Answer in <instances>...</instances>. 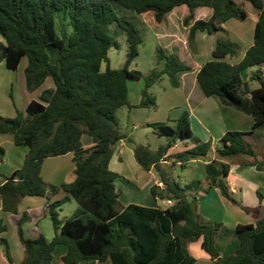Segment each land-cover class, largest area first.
I'll use <instances>...</instances> for the list:
<instances>
[{
    "label": "trees",
    "instance_id": "16d2710c",
    "mask_svg": "<svg viewBox=\"0 0 264 264\" xmlns=\"http://www.w3.org/2000/svg\"><path fill=\"white\" fill-rule=\"evenodd\" d=\"M244 2L257 10L258 18L252 45L238 63L232 64L229 61L239 55L240 46L216 35L227 36L222 27L225 22L248 19ZM113 4L137 14L151 13L156 23L175 8L185 6L188 14L184 25L193 21L195 9L208 8L210 16L193 21L187 36L189 47H193L197 31L216 36L211 60L196 75L197 84L204 96H215L253 119L250 132L227 131L221 137L215 158L205 165V180H192L184 186L172 178L171 165L163 166L160 161L184 167L189 161L205 158L211 152L210 143L194 139L187 112L171 121L172 125H149L167 138L166 144L155 151L133 145L132 151L144 171H156L162 188L154 185L150 194L155 200H171L165 208L135 204L119 207V175L109 169V161L115 143L126 136L118 130L114 115L122 107H131L128 79L144 81L137 107L155 109L156 98L149 89L163 76L172 88L178 87V75L190 71V67L158 49L156 62L163 63L162 69L148 74L129 70L142 39L132 23L116 15ZM111 24L124 32L128 47L119 69L108 66L107 53L115 45L108 34ZM0 36V61L7 69L15 70L23 58L27 59L24 82L28 92L39 88L47 78L54 86L43 90L38 101L31 100L25 114L16 111L12 118L0 117V134H9L14 145L28 148L22 166L0 185L1 207L17 214L24 197L47 196V191L65 193L46 206L54 232L50 240L43 235H25L27 213L15 220L23 248L19 264H53L52 252L57 245L66 247L63 264H192L194 258L187 245L199 239L214 264H264V214L254 224L237 226L238 247L223 258L214 245L219 224L200 223L196 197L198 192L217 188L236 204L226 182L228 162L233 160L251 159L243 164L264 172V158L257 159L246 139L258 130L264 131V77L260 70L253 72L249 81L258 83L253 89L242 77L244 70L264 64V0H241L240 4L234 0H0ZM104 63L106 67L101 70ZM83 136L90 138L91 147L83 148ZM188 140H195V145L167 155L175 142ZM69 153L73 156L74 179L60 186H46L40 175L43 160ZM70 199L76 203V210L59 220L61 206ZM5 230L0 221V233ZM0 243L12 264L7 241L0 238Z\"/></svg>",
    "mask_w": 264,
    "mask_h": 264
},
{
    "label": "crops",
    "instance_id": "0c3cea01",
    "mask_svg": "<svg viewBox=\"0 0 264 264\" xmlns=\"http://www.w3.org/2000/svg\"><path fill=\"white\" fill-rule=\"evenodd\" d=\"M234 1L238 4L241 3V0ZM178 9L179 8L177 7L172 10L168 15H166L162 22L158 23L162 26V33L160 37L165 41L163 50L167 54L175 56L180 63L189 66L190 71L180 73L178 75V87L172 88L170 84L169 88L163 86L159 99L155 97L156 108L152 113L150 112L149 108L137 107V104L140 101L142 87L140 86L136 88L134 90V96H130V91L127 86L128 103L131 106L130 108H127V121L129 122L131 130L133 131L137 130L138 128L151 130L152 128L149 127L150 124L161 122L168 124L171 121L177 120L183 112H187L193 136L201 142L209 141L211 145L210 156L207 155L205 158L188 162L195 164L197 163L199 165L197 169L202 171V174L198 175L192 180L203 181L205 180L206 176L205 165L209 160H213L215 158L214 151L218 146V142L221 137L227 131L250 132L253 125V119L250 115L222 104L215 96L206 97L202 94L196 81V75L201 66L211 59V52L215 45V38L214 35L197 31L194 36V45L193 47H189L187 44V36L188 30L193 21L198 19H207L210 16V10L208 8L195 9L193 12V21L189 22L187 25H184L183 19L188 14V9L184 7L180 13H178ZM257 18L258 13L256 12L253 16V25L250 31H245V29L240 27L239 24L232 25L233 30L231 31V28L228 26L229 21L222 24V27L227 33L232 32L230 40L241 46L239 55L236 58L230 60V63H238L246 50L252 45L254 27ZM138 57L139 54L130 63L129 70H137L143 73L137 69L136 65L133 68V65ZM101 70L104 69L101 68ZM259 70L262 72V76L264 77V64L259 67ZM47 79L39 88L34 91L36 96H38L37 98H39L43 90L54 87L51 84H47L45 87L43 86ZM243 79L246 80L245 78ZM140 80L141 79H128L126 85L128 81L139 83ZM162 80L163 77L155 84L161 82ZM27 100L28 101L25 105V108L31 100L36 99H34L33 95H31ZM170 125H172V123H170ZM4 135L8 134H0V149L3 147L4 143L2 142L4 141L6 144L13 143V140L11 139L12 137L5 138L6 136ZM128 136L129 135L126 134V138L117 141L114 148L117 146V144L124 147V140L129 138ZM246 139L255 150L257 159H263L264 146H262V144H264V139H262L261 136L257 134V132L252 135H248ZM259 140H261V146L258 143ZM81 142L84 149L92 146L91 140L88 137L86 139L83 136L81 138ZM193 146V142L189 143V141H177L169 149L167 155L183 151ZM26 149L27 150L20 152L18 155L19 158L11 163L9 174L22 166L25 156L28 152V148ZM131 154L132 158L127 160L123 158V152L121 149H119L118 152L117 150H114V153L109 161V169L119 175L116 183L118 180L122 179L127 186H130L131 180L137 178V176H134L135 174H130L134 172L139 174L141 177L140 180L145 179V181L142 183V187L145 186V189L148 190L149 194L150 188L154 185L162 188V184L159 181L156 171L153 168H151L149 171H144L136 162L133 153ZM243 161H251V159L242 158L228 162L229 171L226 177V182L230 196L237 202L236 204L223 197L217 188H212L207 193L198 192L196 195L200 223L207 225L219 224L214 245L219 256L223 258L229 256L238 247L236 233L237 226L242 224H254L264 214V172L257 170L252 165H244ZM160 163L163 166L171 165V168L173 166L179 165L178 163L172 164L171 161H167L165 159H162ZM188 163H186L184 167H186ZM112 164L116 166L118 165L117 168L119 171L112 169ZM132 166H135L134 171L131 170ZM129 168L130 170H127ZM123 172H127L130 175H123ZM40 175L46 186H60L64 182H71L74 179V162L72 154L69 153L63 156L44 159L41 165ZM4 181L5 177L0 180V185H2ZM185 184L187 183H184L183 185ZM64 195L65 193L62 190H58L55 194H51L49 191H47V196L24 197L17 206V214L4 211L1 207L0 200V221H2V225L6 227V230L9 227L12 231H16L15 220L18 219L23 212H25L29 217V220L23 224V230L27 237L36 238L39 235H43L46 238V234H51L52 238L53 235L51 231H45V229L42 228L40 222L47 216L46 206L52 201L63 198ZM121 198L122 207L130 204L146 207H158L157 199H153L151 194L150 198L146 200L145 205L141 204V201H136L135 197L131 196L130 194L128 196L122 195L118 199ZM164 201L166 202V200ZM68 202H70V200ZM4 232L0 233V238H2ZM187 251L194 258V262L192 264H214L210 257L201 248L200 239L189 243L187 245ZM9 252L12 264H19L22 261L23 248L18 238L14 241L13 247H9ZM65 253L66 247L64 245L55 246L52 252L53 264H63L61 257ZM0 264H9L5 255L2 254L1 251ZM93 264H111V262H94Z\"/></svg>",
    "mask_w": 264,
    "mask_h": 264
},
{
    "label": "rangeland",
    "instance_id": "374dc122",
    "mask_svg": "<svg viewBox=\"0 0 264 264\" xmlns=\"http://www.w3.org/2000/svg\"><path fill=\"white\" fill-rule=\"evenodd\" d=\"M184 7L185 6L178 7V13H180ZM243 8L249 14V19L245 21H239L235 19L229 20L228 26L229 28H231V31L233 30L232 25L234 24H239L240 27L245 29V31L251 30L253 25V16L255 15L257 10L248 2H244ZM113 9L117 16L123 17L125 20L129 21L134 25L142 39V43L138 46L139 57L135 61L133 68L136 65L137 69L143 72L142 74H148L152 70L158 71L162 69L163 63L157 64L156 62V51L158 49H163V45L165 43V41L160 37L162 33V26L154 21L151 13H149L148 16L146 15V13L137 14L135 12L122 8L116 4H113ZM58 28V19H56V29L58 30ZM231 33L232 32L227 33V36L222 34H217L216 36L220 37V39L222 40L226 39L225 37L231 39ZM108 34L115 42V45L112 46L107 53L108 66L110 69H119L123 66V63L125 61V54L128 49L126 37L124 32L117 28L115 24H111L109 26ZM216 36L214 35L215 39ZM0 41H2L1 36ZM26 64L27 59L23 58L15 70H9L6 68L4 61H0V117L12 118L15 116L16 111L25 114V105L28 101L27 99L31 95H33L36 101H38L39 99L37 98L38 96H36V93H34L35 90L32 92H28L25 88L24 68ZM105 67V63L102 64L101 68L105 69ZM257 70H259L258 66L246 69L242 73L243 78L248 81L250 88L258 87V83L255 80L249 81V77L253 74V72ZM47 84L53 85V82L50 78L47 79L46 83L43 86L45 87ZM127 86L130 91V96H134V90L140 86L143 88L144 81L142 79L139 81V83H136L134 81H128ZM163 86L169 88V81L166 76H163V80L155 84L153 88L151 87L149 89V92L152 94V96L157 97V99H159L162 93ZM149 110L152 113L154 109ZM114 121L118 130L122 134H125V136L126 134L129 135V138L124 140V147L117 144V146L114 148V150H117V152L119 149H121L123 152V158L127 160H129V158H132L131 153H133V151L131 150L133 148V145H143L148 147L150 150H155L159 146L166 144L167 139L163 136H159L157 131L154 129L144 130L138 128L135 131L131 130V126L127 121V107H122L116 111L114 115ZM168 124L170 125V123ZM257 134L261 136L262 139H264L263 130H258ZM4 136H6L5 138H11V135L9 134ZM84 137L87 139L86 136ZM194 139L197 138L194 137ZM188 141L189 143L193 142V144L195 145V140ZM2 143L4 144L3 147L0 149V180L10 175L9 168L11 167V163H13L14 160H17L19 158L18 155L20 152H23V150H27L26 148L13 145V143L6 144L5 141ZM203 143L210 142L207 141ZM258 143L261 146V140H259ZM262 146H264V144H262ZM208 155L210 156V153ZM198 166L199 165L197 163H188L184 168L180 167L179 165L173 166L170 170L171 176L181 186H184V183H188L192 179H195L198 175L202 174V171H199V169H197ZM117 167L118 165H111L112 169H116L117 171H119ZM134 167L135 166L131 167L132 171L135 170ZM127 170H130V168ZM130 174H135V177L137 176V178L134 179L128 178L132 179L130 186H127L122 179L118 180L116 183V189L119 193V197L122 195L128 196L130 194L131 196L135 197L136 201H141V204L145 205L146 200L150 198L148 190L145 189V186L142 187V183L145 181V179L140 180L141 177L139 176V174H136L134 172ZM130 174H128L127 172H123V175ZM157 205L159 208H164L165 206H168L164 200L162 201L160 199H157ZM121 206L122 198L119 199V207ZM76 208V203L72 199H70V202H66L61 206L60 211L58 212V219L64 220L66 217H69L74 212V210H76ZM40 224L42 228L45 229V231L50 230L53 235V226L48 215L44 220H41ZM2 238L7 241L9 247H13V243L17 239L16 231H12L8 227L7 230L4 232ZM46 239L50 240L51 234H46ZM0 251L2 252V254H4V246L1 243Z\"/></svg>",
    "mask_w": 264,
    "mask_h": 264
},
{
    "label": "built area",
    "instance_id": "2783aa9c",
    "mask_svg": "<svg viewBox=\"0 0 264 264\" xmlns=\"http://www.w3.org/2000/svg\"><path fill=\"white\" fill-rule=\"evenodd\" d=\"M166 204H167L168 206H170V205L172 204V201H171V200H166Z\"/></svg>",
    "mask_w": 264,
    "mask_h": 264
}]
</instances>
